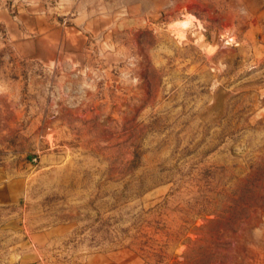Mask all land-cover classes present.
<instances>
[{"label": "rangeland", "instance_id": "1", "mask_svg": "<svg viewBox=\"0 0 264 264\" xmlns=\"http://www.w3.org/2000/svg\"><path fill=\"white\" fill-rule=\"evenodd\" d=\"M78 2L0 0V264H264V0Z\"/></svg>", "mask_w": 264, "mask_h": 264}, {"label": "crops", "instance_id": "2", "mask_svg": "<svg viewBox=\"0 0 264 264\" xmlns=\"http://www.w3.org/2000/svg\"><path fill=\"white\" fill-rule=\"evenodd\" d=\"M31 7L37 5L51 4V8L47 10V13H44L42 10H33L31 13H27L24 10L19 11L17 20L19 22L18 28L20 33L26 37L25 40L20 42L17 46L19 52L25 53L31 51L33 56L42 57L41 55L45 50L49 51L50 49H55L57 46H61L62 42L64 43L67 39V32L65 29L57 26L50 21L52 15L57 17L66 15L70 12V6L68 2L72 0H24ZM94 0H79L77 3V11L81 16L85 10L83 9L85 5H88ZM36 9V8H35ZM77 20H80V17H77ZM190 21L188 23L190 24ZM187 24V25H189ZM186 25V26H187ZM185 26V27H186ZM13 31L16 29L13 26ZM62 41V42H61ZM36 49V50H34Z\"/></svg>", "mask_w": 264, "mask_h": 264}, {"label": "bare ground", "instance_id": "3", "mask_svg": "<svg viewBox=\"0 0 264 264\" xmlns=\"http://www.w3.org/2000/svg\"><path fill=\"white\" fill-rule=\"evenodd\" d=\"M188 21H190L189 17H187L186 20H184V21L175 22L173 24V27H175L177 30H179V29L185 27L187 24H189Z\"/></svg>", "mask_w": 264, "mask_h": 264}]
</instances>
